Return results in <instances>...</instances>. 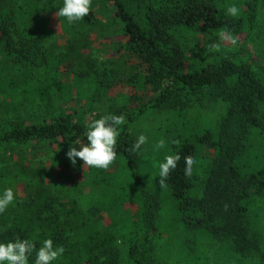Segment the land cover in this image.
Masks as SVG:
<instances>
[{
	"label": "trees",
	"instance_id": "16d2710c",
	"mask_svg": "<svg viewBox=\"0 0 264 264\" xmlns=\"http://www.w3.org/2000/svg\"><path fill=\"white\" fill-rule=\"evenodd\" d=\"M226 1L240 8L237 17L220 7ZM47 3L55 12L63 6V0H0V195L7 188L15 193L0 214V242L19 236L39 248L50 238L65 249L53 264H264V234L253 218L264 212V166L244 173L238 165L256 135L264 142V75L244 60L264 0H92L81 21L59 17L67 45L46 15ZM244 29L246 39L233 50L207 53L197 42L206 35L207 45L216 43L221 31L238 37ZM93 33L136 60L141 72L130 75L129 86L135 90L140 75L153 88L148 103L135 92L111 96L130 60L106 64L85 53ZM67 73L88 88L79 106H72ZM205 97L211 105L226 103V115L217 138L205 131L173 144L181 159L165 186L183 227L158 235L162 197L141 171V149L129 151L136 142L130 127L150 110H196ZM121 114L126 123L119 127L116 159L125 168L115 161L108 170L89 168L83 181H57L43 157L54 154L53 162L82 173L83 162L67 158L69 148L76 139L87 143L92 120ZM198 144L215 152L205 158L200 195L195 165L191 178L184 174V157L195 159ZM191 220L204 238L184 232ZM34 259L35 253L29 264Z\"/></svg>",
	"mask_w": 264,
	"mask_h": 264
},
{
	"label": "rangeland",
	"instance_id": "374dc122",
	"mask_svg": "<svg viewBox=\"0 0 264 264\" xmlns=\"http://www.w3.org/2000/svg\"><path fill=\"white\" fill-rule=\"evenodd\" d=\"M230 5L233 4L226 1L222 2L220 4V7L223 10H227L228 6ZM46 9L47 17L51 19V22L59 31L60 44L67 45L69 43L68 37L61 28L59 17H57L56 12L52 10L51 4L47 3ZM257 24L255 26L257 31L251 37V42L248 46L247 52L245 53L246 57L244 58V60L246 59L247 62L253 65V69L255 71L264 75V12L259 20V23ZM243 31V34L238 36L237 45H241L247 37L248 30L244 29ZM91 41L92 44L89 46L90 50H86L84 52L88 54L92 53L93 57L98 59L102 63L108 64L110 60L117 58L118 60H120L122 57H125V59L128 58V60H130L128 63H126L125 69L122 72V80L118 79V83L113 87L111 96L115 97L116 95H127L129 93L131 94L135 92L137 94L136 98H138L139 102L144 104L148 103L149 100L154 96L153 88L151 86L144 87L142 85V78L140 75V77L138 76L137 78V86L135 90H133L129 86L130 75L132 73L138 74L141 72L136 60L125 56L124 53H119L114 50L113 43H115V41L112 43L104 42L96 33L92 34ZM207 41L208 37L206 35L200 36L197 40L200 47L204 48L208 53L210 51H208ZM217 42H220V40H218ZM220 43L221 49L233 50L237 46L236 45L235 47H233L227 42ZM199 54L201 53L199 52ZM189 55L192 56L193 54L190 53ZM65 77L67 82L74 87V93L71 96L73 99L72 106H79L86 101L88 88L87 86L74 81L75 79L72 78L71 74L67 73L65 74ZM134 107H138V104H136ZM227 107L228 105L222 102L217 105H211L209 98L205 97L202 101H200L199 107H196V110L194 107L188 108L186 113H181L180 111L172 109L150 110L142 118L133 123V125L130 127L131 134L135 137L136 140L141 134L147 137V143L141 146V171L146 179L150 182V186H152V188L156 192L161 194L162 197L163 204L157 223L158 235L170 229L175 230V228H179V226L181 228L183 227L180 223L181 214L178 213V207H176V203L174 202L171 195H168V188L166 186L161 187L158 183L159 163L164 161V157L166 155L173 154V144L178 143L181 139H195L197 135H200L205 131H210L213 137L217 138L221 121L226 115ZM192 109H194L195 112L190 115ZM197 109L200 110L197 112ZM186 115H189V117H187ZM24 116L26 117L27 115ZM161 139L165 141V147L157 150L155 148V145ZM260 141L261 136L256 135V138L252 140V147H250L246 155L242 157V159H240L238 165L244 173L256 172L264 166V142L259 143ZM214 153V150L208 149L204 147V145L198 144L197 146L194 172L197 173L198 171L201 175L200 179L197 180V184L199 186L197 195H200L202 193V191L200 190L203 187V179L205 177L203 167L204 165H206L205 158L213 155ZM53 158L54 154L47 153L46 156L43 157V160L47 162L48 167L52 166L57 181L63 179L70 182L83 181V179L89 174L88 167H83L82 173H79L75 168H72L71 170H65L63 164L53 162ZM115 163L117 164L118 168H125L121 158L116 159ZM124 178H126L124 175L121 176L119 178L120 182L118 181V183L121 184ZM129 183L130 189H133L136 186V182L133 178L129 177ZM126 184L128 185L127 182ZM92 190L100 191L102 190V188L92 187ZM112 204L113 203L111 202V205ZM117 206L120 207V204L118 203ZM132 210L136 212L137 207L134 206ZM104 216L106 219V224L110 226V219L107 215L104 214ZM253 218L257 223L255 230L261 231L262 234H264V212H261L260 210L256 211ZM189 223V225L187 224V230H184V232L186 234H189V237H195L198 234V238H204V230L195 225V221L193 220H191ZM158 235L153 241L157 246L161 244V242H158L157 240ZM262 248L264 249V243L262 244Z\"/></svg>",
	"mask_w": 264,
	"mask_h": 264
},
{
	"label": "clouds",
	"instance_id": "9594fccd",
	"mask_svg": "<svg viewBox=\"0 0 264 264\" xmlns=\"http://www.w3.org/2000/svg\"><path fill=\"white\" fill-rule=\"evenodd\" d=\"M92 0H63V6L56 12L57 17L66 18L69 24L81 21L91 12ZM227 12L231 17H237L240 8L236 5H230ZM220 42H227L235 47L238 43V37L229 31L219 33ZM209 44L208 51L219 52L221 43ZM126 123V117L121 115H105L99 119L92 120L87 125V131L84 136L87 143L81 139H76L66 153L67 158L73 165L77 159L83 161V167L108 170L116 161L117 144L120 135L119 127ZM147 143V137L141 134L129 150L132 153H138L141 146ZM75 145H79V150ZM165 147V141L159 140L155 148L157 150ZM181 156L179 154H169L164 157V161L159 163L158 183L161 187L165 186L170 173L176 169ZM186 177L193 175V166L196 161L193 156L184 157ZM15 201V193L12 188L4 190L0 195V214L4 213ZM63 246H54L52 239H45L42 245L37 248L36 244L29 239H21L17 236L13 240L0 242V264H29V258L35 253L34 264H53L64 253Z\"/></svg>",
	"mask_w": 264,
	"mask_h": 264
}]
</instances>
